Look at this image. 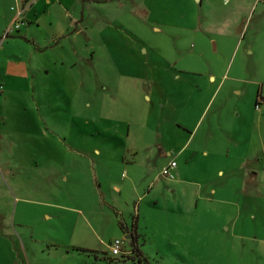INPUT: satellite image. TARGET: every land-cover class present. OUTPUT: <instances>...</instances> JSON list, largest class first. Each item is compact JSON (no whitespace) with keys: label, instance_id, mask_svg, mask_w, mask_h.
Masks as SVG:
<instances>
[{"label":"rangeland","instance_id":"obj_1","mask_svg":"<svg viewBox=\"0 0 264 264\" xmlns=\"http://www.w3.org/2000/svg\"><path fill=\"white\" fill-rule=\"evenodd\" d=\"M74 2L0 18V264H264V0Z\"/></svg>","mask_w":264,"mask_h":264},{"label":"crops","instance_id":"obj_2","mask_svg":"<svg viewBox=\"0 0 264 264\" xmlns=\"http://www.w3.org/2000/svg\"><path fill=\"white\" fill-rule=\"evenodd\" d=\"M35 1L36 0H21V3H20V9H18V10H21L22 11V17L24 18V20H25V24L24 25H21V27L22 26H25L28 22H32L33 20H35V16H36V18H38L37 17V15L41 12V14L42 13H44V12H47L48 11V9H49V7H51V6H57L58 5V7L60 8V9H63L65 12H67V16H68V12H69V8L71 7V6H73L74 4H75V2H74V0H42V1H44L43 3V7L42 8H40V10L37 8L38 7V4H36L35 3ZM37 5V6H36ZM75 7V6H74ZM16 15H17V12L15 13V14H13L10 18H7V17H5V16H1L0 18H1V20L2 19H4L5 18V21H4V23H3V26H2V33L3 32H5V30L7 29V27L10 25V24H12V22L14 21V19H15V17H16ZM70 18V17H69ZM71 21L73 22L74 21V19H71ZM71 22V23H72ZM71 23H68V27L67 28H70V26L72 25ZM227 25H229L228 23H227ZM226 25V26H227ZM233 25V24H232ZM230 26V25H229ZM20 27V28H21ZM20 28H19V30H20ZM19 30H17V31H19ZM64 29H62V30H60V31H58V32H56V33H54L53 34V38H54V36H56V35H58L59 33H61V34H64V32L65 31H63ZM53 38H51L49 41L47 40L46 42H44V43H47L48 44V42H53ZM15 40V39H14ZM17 40V39H16ZM40 48H42V47H40ZM48 72V71H47ZM209 78L212 80V79H214V76L213 75H209ZM0 87L2 88V90H3V85L2 84H0ZM2 92V91H1ZM130 103L129 102H125V106H126V108L125 109H130V110H132V109H134L132 106L130 107ZM170 107H172L175 111L177 110V107H176V105L175 106H173V105H171ZM180 110L181 111H183L184 110V108L183 107H181L180 108ZM184 119V118H183ZM118 119H109V121H112V123H117L116 121H117ZM119 123H122V124H125V125H127V127L128 128H130V122L129 121H123V120H121V122L119 121ZM138 124H140L139 122H137ZM118 124V123H117ZM117 124H116V126H117ZM176 125V130H175V133H176V136H181V134L183 133V132H185V131H187L189 134H190V130H189V126L187 125V122L185 121V120H180V121H177L176 123H175ZM113 124H111V126L108 128V130H110V129H113V126H112ZM144 127L146 126V124H144L143 125ZM161 126V122L159 123V127ZM116 129V128H115ZM129 130L130 129H128L127 131L129 132ZM189 130V131H188ZM164 134V132H162V130H161V133H160V136H162ZM189 138L190 137H188L187 138V141L189 140ZM186 141V142H187ZM163 149H165V147H164V145H162V147L161 146H158V152L159 153H161L162 152V150ZM182 149V148H181ZM95 152L96 153H98L97 155H100V152H99V150L98 149H95ZM169 154V153H168ZM172 161V160H171ZM169 163V162H168ZM115 189L116 190H118L116 187H115ZM130 233H131V231H128L127 232V235L128 236H130Z\"/></svg>","mask_w":264,"mask_h":264},{"label":"built area","instance_id":"obj_3","mask_svg":"<svg viewBox=\"0 0 264 264\" xmlns=\"http://www.w3.org/2000/svg\"><path fill=\"white\" fill-rule=\"evenodd\" d=\"M25 24V20L22 17V11L17 9V15L14 19V21L12 22V24H10L7 29L5 30V35H9L12 34L13 32H16L17 30H19V28L21 27V25ZM2 91V88L0 87V93ZM176 164L174 161H170L168 164H166L162 170H161V175L169 178V179H173L174 175L172 173V171L174 170ZM121 246H122V241L119 239H115L113 240V242L110 244V249H111V254L112 255H119L121 253Z\"/></svg>","mask_w":264,"mask_h":264},{"label":"trees","instance_id":"obj_4","mask_svg":"<svg viewBox=\"0 0 264 264\" xmlns=\"http://www.w3.org/2000/svg\"><path fill=\"white\" fill-rule=\"evenodd\" d=\"M134 237V235H133V233L131 232L130 233V238H133ZM136 249H134V251H135ZM137 251V250H136ZM139 254V253H138Z\"/></svg>","mask_w":264,"mask_h":264},{"label":"water","instance_id":"obj_5","mask_svg":"<svg viewBox=\"0 0 264 264\" xmlns=\"http://www.w3.org/2000/svg\"><path fill=\"white\" fill-rule=\"evenodd\" d=\"M125 238H130V236L126 235Z\"/></svg>","mask_w":264,"mask_h":264}]
</instances>
